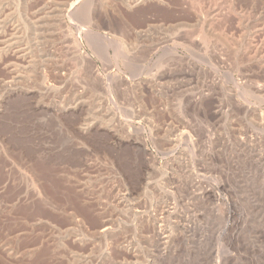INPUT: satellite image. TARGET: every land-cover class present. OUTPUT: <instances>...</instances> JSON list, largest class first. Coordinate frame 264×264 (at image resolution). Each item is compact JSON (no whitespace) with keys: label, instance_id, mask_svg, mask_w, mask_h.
I'll list each match as a JSON object with an SVG mask.
<instances>
[{"label":"rangeland","instance_id":"obj_1","mask_svg":"<svg viewBox=\"0 0 264 264\" xmlns=\"http://www.w3.org/2000/svg\"><path fill=\"white\" fill-rule=\"evenodd\" d=\"M0 264H264V0H0Z\"/></svg>","mask_w":264,"mask_h":264},{"label":"bare ground","instance_id":"obj_2","mask_svg":"<svg viewBox=\"0 0 264 264\" xmlns=\"http://www.w3.org/2000/svg\"><path fill=\"white\" fill-rule=\"evenodd\" d=\"M67 3V2H66ZM73 4V3H72ZM73 6V5H72ZM71 6V7H72ZM30 10H31V7H30ZM83 11V10H82ZM89 10H87V12H88ZM36 12L37 11H35L34 9H33V12H32V14L33 15H35L36 14ZM61 12H63V11H61ZM38 13V12H37ZM60 13V12H59ZM92 13V12H91ZM113 13V12H112ZM30 15V14H29ZM62 15V14H61ZM74 15V14H73ZM37 16V15H36ZM70 16V15H69ZM87 16H89L88 14H87ZM117 16V15H116ZM33 17V16H32ZM62 17V16H61ZM72 17V16H71ZM58 18V17H57ZM60 18V17H59ZM88 18V17H87ZM61 19V18H60ZM63 19V18H62ZM72 20H73V18H72ZM63 21V20H62ZM59 22H61V21H59ZM58 22V23H59ZM61 24V23H60ZM62 26V25H61ZM85 31L86 32H91L89 29H85ZM64 35V34H63ZM65 36V35H64ZM71 39V38H70ZM65 40V39H64ZM117 41V40H116ZM110 46V45H109ZM112 47V46H111ZM171 47V46H170ZM168 48V47H167ZM165 49H166V47H165ZM172 50L173 49H171L170 50V53H172ZM76 52H77V50H75ZM74 51V52H75ZM72 52V51H71ZM75 52V53H76ZM80 53V52H79ZM79 53H76V55L79 57V59H80V61L82 62V64H86V63H88V57L87 56H83V55H80ZM173 53H174V50H173ZM82 54V53H81ZM175 54V53H174ZM176 56V55H175ZM173 57H174V55H173ZM88 66V65H87ZM51 68V67H50ZM51 69H53V70H50V72L52 73L53 72V76H54V73H57V74H55V75H61V73H59V71L58 72H56L57 70H54V68H51ZM44 75H46V74H44ZM91 75V74H90ZM58 77V76H57ZM13 161V160H12ZM13 164V163H12ZM31 175V174H30ZM31 181V180H30ZM191 182V181H190ZM192 183H194V181L192 182ZM189 185H191V184H189ZM197 185V184H196ZM193 186H195V185H193ZM35 187V186H34ZM192 187V186H191ZM194 188V187H193ZM192 190V189H191ZM38 191V190H37ZM37 193V192H36ZM38 193H41V191L40 192H38ZM202 193V192H201ZM204 194V193H203ZM156 232V235H158V236H160L161 235V233H160V230H159V228H157L156 227V225H154L153 227H152ZM5 248V247H4ZM9 250V249H8ZM3 251H5V250H3ZM2 251V252H3ZM7 251V250H6ZM11 251V250H10ZM67 251V250H66ZM8 252V251H7ZM11 256V255H10ZM14 257V256H13ZM3 261V260H2ZM35 263V262H34Z\"/></svg>","mask_w":264,"mask_h":264}]
</instances>
